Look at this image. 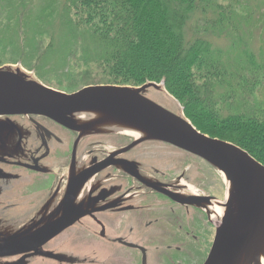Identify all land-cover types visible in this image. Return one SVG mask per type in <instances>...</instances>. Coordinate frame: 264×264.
<instances>
[{
  "label": "flooded vegetation",
  "instance_id": "af4514ba",
  "mask_svg": "<svg viewBox=\"0 0 264 264\" xmlns=\"http://www.w3.org/2000/svg\"><path fill=\"white\" fill-rule=\"evenodd\" d=\"M155 98L168 105L160 92ZM22 122L24 153L0 164L10 174L0 176V225L17 231L41 221L38 232L52 236L0 264L204 263L227 196L208 162L162 141L78 139L40 121L54 134L46 137Z\"/></svg>",
  "mask_w": 264,
  "mask_h": 264
},
{
  "label": "trees",
  "instance_id": "16d2710c",
  "mask_svg": "<svg viewBox=\"0 0 264 264\" xmlns=\"http://www.w3.org/2000/svg\"><path fill=\"white\" fill-rule=\"evenodd\" d=\"M230 7L214 0H0V42L20 49L22 66L30 70L33 62L41 77L50 66L66 77L93 68L89 83L163 81L200 132L236 143L264 162V108L243 105L245 88L252 95L264 85V64L245 50L239 63L247 67L233 68L213 42L232 37L239 26L242 37L251 36L254 26H264V11L253 18ZM4 13L9 18L1 21ZM206 14L215 19L204 28ZM198 18H204L201 25ZM235 41L241 46L240 37Z\"/></svg>",
  "mask_w": 264,
  "mask_h": 264
},
{
  "label": "water",
  "instance_id": "95a60500",
  "mask_svg": "<svg viewBox=\"0 0 264 264\" xmlns=\"http://www.w3.org/2000/svg\"><path fill=\"white\" fill-rule=\"evenodd\" d=\"M159 91L163 92L161 83L147 82L91 84L66 93L44 85L19 65H0V164L24 153L30 132L22 119L46 137L54 136L40 123L48 120L78 139L126 135L176 146L216 168L226 187L220 225L203 264H264V165L242 148L201 133L182 115L159 104L155 98ZM6 174L0 168V176ZM40 223L44 222H30L17 231L0 225V257L22 252L17 247L27 251L46 242L52 235L43 227L39 233Z\"/></svg>",
  "mask_w": 264,
  "mask_h": 264
},
{
  "label": "rangeland",
  "instance_id": "374dc122",
  "mask_svg": "<svg viewBox=\"0 0 264 264\" xmlns=\"http://www.w3.org/2000/svg\"><path fill=\"white\" fill-rule=\"evenodd\" d=\"M42 0H35L36 4L41 2ZM63 2V0H60ZM208 2H211L213 0H207ZM221 4H231L230 8L236 9L239 11V13H245L250 12L253 16V18H257V15L260 13L259 11H264V0H214ZM5 15L8 17L9 15L4 13V16L1 18V21L4 19ZM11 15V14H10ZM14 15V13H12ZM9 18V17H8ZM206 18V19H204ZM204 18H198V25H201V19H204V22L202 24V27L206 28L208 24H212V21L215 19L214 16L211 14H206ZM189 25V24H188ZM260 27L264 28L262 24H257L253 27V31L251 36L242 37L241 33L245 28H242V26H239L237 31H234L230 28V31L227 32L232 36V31H234V34L232 37L222 35L220 37H213V42L216 48H220L227 58H229L227 61L233 68L242 69L244 68L245 63L242 64L239 63V54L242 51L249 50L255 57L256 63L259 65L264 64L261 63L264 60V41L261 40V37L264 36V31ZM235 37H240L242 39L241 46L236 42L233 44V41L235 40ZM230 39H233L230 41ZM1 40V39H0ZM43 44L46 45L48 43L47 38L42 40ZM6 41L3 40L2 43L0 42V65L3 64H12L15 65V63L20 64L22 66V59L21 56V50L14 49L12 50L11 47H5ZM231 46V47H230ZM23 55V54H22ZM16 60H15V59ZM19 61V62H18ZM15 62V63H14ZM32 68H29L30 70L24 68L25 70L31 72V74L41 80L46 85L66 92L70 93L77 89H79L82 86H85L87 84H105L103 81H94L93 83H89L86 79L87 76H89L91 73L95 74V70L93 68H87L82 71H79L78 73L72 74V77H66L61 74L56 73V70L53 67L47 66L46 70H49L48 73H43V76H39L38 73H41L42 69L39 67L38 72L34 68L36 65L31 63ZM247 67V66H246ZM263 69V68H262ZM43 72V71H42ZM256 72H262V70H257ZM248 80H251L253 83V78L248 77ZM118 85V84H117ZM248 95L245 98V101L243 105L245 106V110H252L256 108H264V85L259 84V86L256 89V92H254L252 95L249 94V88H245L244 90ZM169 103L170 100H167ZM236 144V143H235ZM256 159V158H255ZM257 160V159H256ZM258 161V160H257ZM260 164L264 165V162H259Z\"/></svg>",
  "mask_w": 264,
  "mask_h": 264
}]
</instances>
